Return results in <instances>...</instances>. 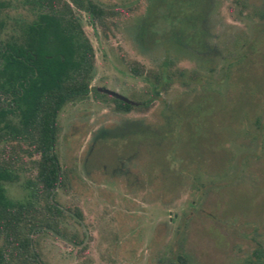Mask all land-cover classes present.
<instances>
[{
    "label": "rangeland",
    "instance_id": "obj_1",
    "mask_svg": "<svg viewBox=\"0 0 264 264\" xmlns=\"http://www.w3.org/2000/svg\"><path fill=\"white\" fill-rule=\"evenodd\" d=\"M1 1L0 43L34 17ZM94 1L108 14L80 12L93 90L58 116L63 214L29 234L38 264H264V0ZM100 87L149 105L118 110ZM16 145L0 142L6 193L36 203L38 157Z\"/></svg>",
    "mask_w": 264,
    "mask_h": 264
},
{
    "label": "trees",
    "instance_id": "obj_2",
    "mask_svg": "<svg viewBox=\"0 0 264 264\" xmlns=\"http://www.w3.org/2000/svg\"><path fill=\"white\" fill-rule=\"evenodd\" d=\"M21 3L34 17L19 25L18 35L0 43V142L14 141L19 148L25 145L24 151L29 156L38 157L34 161L37 180L31 181L30 186L37 204L16 202L7 196L1 180L11 178L13 164L1 161L0 264H10L9 259L18 264H38V255L30 250L29 234L43 226L59 232L63 213L54 197L56 188L63 185L56 153L58 116L67 103L89 95L95 72V51L80 12L102 25L108 14L94 0H21ZM4 8L5 3L0 0V19ZM166 12L167 8L159 9L151 16L150 24L158 27L167 17ZM2 26L0 20V29ZM131 70L134 74L144 72L137 63ZM156 76L165 84L171 79L166 70ZM97 94L109 96L118 110L134 108L106 93L97 91ZM148 105L149 101L141 107ZM38 203L45 210L40 218L36 214ZM170 264L189 263L180 254Z\"/></svg>",
    "mask_w": 264,
    "mask_h": 264
},
{
    "label": "water",
    "instance_id": "obj_3",
    "mask_svg": "<svg viewBox=\"0 0 264 264\" xmlns=\"http://www.w3.org/2000/svg\"><path fill=\"white\" fill-rule=\"evenodd\" d=\"M98 90H99L100 92H103V93H106V94H108V95H111V96H113V97H115V98H117V99H120V100H122V101H124V102H126V103H129V104H131V105L136 104V102L130 100V99L127 98L126 96H124V95H122V94H120V93H118V92H116V91H113V90L107 89V88H105V87H100Z\"/></svg>",
    "mask_w": 264,
    "mask_h": 264
},
{
    "label": "flooded vegetation",
    "instance_id": "obj_4",
    "mask_svg": "<svg viewBox=\"0 0 264 264\" xmlns=\"http://www.w3.org/2000/svg\"><path fill=\"white\" fill-rule=\"evenodd\" d=\"M131 100V99H130ZM134 102H136V101H134ZM147 102V101H146ZM145 102V103H146ZM143 103L142 102H136V104H134L133 106L134 107H138V106H141ZM14 179V172H12V176H11V178L9 179V180H13ZM9 180H1V183H2V186L4 187V182H6V181H9ZM28 188H30L31 190L33 189V187H29L28 186ZM4 189H5V187H4ZM5 192H6V190H5ZM32 192V191H31ZM7 194V193H6ZM8 196V195H7ZM9 197V196H8ZM29 199V198H28ZM28 199H26V200H24L22 203H28V202H31V200H28ZM13 200V199H12Z\"/></svg>",
    "mask_w": 264,
    "mask_h": 264
}]
</instances>
